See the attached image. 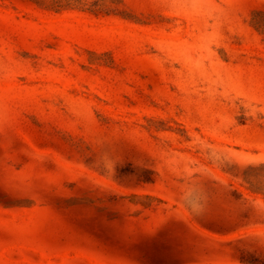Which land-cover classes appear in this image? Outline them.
Listing matches in <instances>:
<instances>
[{"label":"rangeland","instance_id":"1","mask_svg":"<svg viewBox=\"0 0 264 264\" xmlns=\"http://www.w3.org/2000/svg\"><path fill=\"white\" fill-rule=\"evenodd\" d=\"M0 264H264V0H0Z\"/></svg>","mask_w":264,"mask_h":264}]
</instances>
